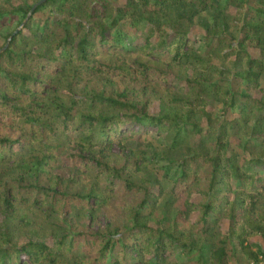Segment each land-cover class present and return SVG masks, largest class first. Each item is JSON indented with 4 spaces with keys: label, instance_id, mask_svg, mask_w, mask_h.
<instances>
[{
    "label": "trees",
    "instance_id": "1",
    "mask_svg": "<svg viewBox=\"0 0 264 264\" xmlns=\"http://www.w3.org/2000/svg\"><path fill=\"white\" fill-rule=\"evenodd\" d=\"M253 238L264 0H0V264H264Z\"/></svg>",
    "mask_w": 264,
    "mask_h": 264
},
{
    "label": "rangeland",
    "instance_id": "2",
    "mask_svg": "<svg viewBox=\"0 0 264 264\" xmlns=\"http://www.w3.org/2000/svg\"><path fill=\"white\" fill-rule=\"evenodd\" d=\"M157 107H158V102L154 101V104L151 106L150 108V112L152 113H156L157 112ZM184 196L181 197V199L177 202V205L181 206L182 202H183ZM195 217V215L191 216V219H193ZM86 221V220H85ZM105 221V219H103L102 217H100V223H103ZM221 227L223 229H226L227 227V222L225 220L221 221ZM253 241H258L260 242L262 245H264V242L262 241V239L260 238H253Z\"/></svg>",
    "mask_w": 264,
    "mask_h": 264
},
{
    "label": "water",
    "instance_id": "3",
    "mask_svg": "<svg viewBox=\"0 0 264 264\" xmlns=\"http://www.w3.org/2000/svg\"><path fill=\"white\" fill-rule=\"evenodd\" d=\"M42 1H43V0H42ZM33 7H35V5H34Z\"/></svg>",
    "mask_w": 264,
    "mask_h": 264
}]
</instances>
